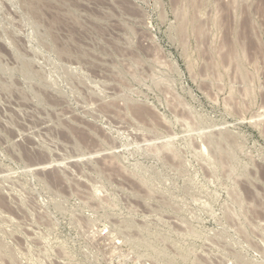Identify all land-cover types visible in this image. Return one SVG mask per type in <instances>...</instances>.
Wrapping results in <instances>:
<instances>
[{"label": "rangeland", "instance_id": "374dc122", "mask_svg": "<svg viewBox=\"0 0 264 264\" xmlns=\"http://www.w3.org/2000/svg\"><path fill=\"white\" fill-rule=\"evenodd\" d=\"M0 264H264V0H0Z\"/></svg>", "mask_w": 264, "mask_h": 264}, {"label": "bare ground", "instance_id": "6f19581e", "mask_svg": "<svg viewBox=\"0 0 264 264\" xmlns=\"http://www.w3.org/2000/svg\"><path fill=\"white\" fill-rule=\"evenodd\" d=\"M193 4V3H192ZM188 12V11H187ZM187 12H185V14L187 13ZM184 18H182L181 20H183ZM188 20V19H187ZM191 20V19H190ZM188 22V21H187ZM196 25V24H195ZM184 27V26H183ZM194 28H195V26H194ZM200 28V27H199ZM186 29V28H185ZM197 29V28H196ZM184 30V29H183ZM195 30V29H194ZM201 30V29H200ZM239 44V43H238ZM242 50V49H241ZM236 51V53H237V50H235ZM243 51V50H242ZM236 55V54H235ZM244 56H245V54H244ZM240 57V56H239ZM243 57V56H242ZM246 57V56H245ZM236 58H238V57H236ZM240 60V59H239ZM243 63V62H242ZM242 67V66H241ZM244 68V67H243ZM245 72V71H244ZM137 111V110H136ZM140 111V110H139Z\"/></svg>", "mask_w": 264, "mask_h": 264}]
</instances>
